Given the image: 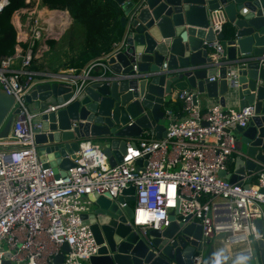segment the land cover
I'll list each match as a JSON object with an SVG mask.
<instances>
[{
  "label": "built area",
  "instance_id": "2783aa9c",
  "mask_svg": "<svg viewBox=\"0 0 264 264\" xmlns=\"http://www.w3.org/2000/svg\"><path fill=\"white\" fill-rule=\"evenodd\" d=\"M7 1L0 0V9ZM45 9L58 10L53 22ZM70 21L67 9L49 8L42 0H24L11 14L15 44L11 53L0 55V86L14 96L13 107L19 111L8 134L0 136V264L6 253L15 264H90L99 245L82 218L91 206L89 195L116 198L130 184L135 186L130 223L144 232L167 226L169 213L177 207L176 220L200 223L203 239L222 233L221 239L229 245L249 244V255L253 240L261 238L264 247V163L248 186L243 180L232 182L220 175L237 150L236 126L247 124L252 105L233 108L211 101L203 109L194 97L196 91L185 88L178 94L181 111L165 108L166 135L157 137L148 129L134 141L128 140L120 162L110 165L100 143L84 139L75 152V164L64 175L57 177L44 165L34 142V127L41 123H33L36 113L30 111L25 98L32 80L38 77L71 86L67 99L48 103L39 113L55 111L72 101L90 79L110 75L109 55L122 40L81 67L33 68L32 60L47 47L46 38L63 32ZM226 21L222 7L209 11L208 27L215 35L222 32ZM209 45L218 61L219 39ZM260 62L264 67V56ZM142 74L146 72L112 76ZM226 75L232 78L234 71L227 70ZM256 218L262 220L260 228ZM64 242L68 245L65 251ZM243 249H233L231 256L240 255ZM59 253L62 259L56 262ZM192 259L203 261L202 252L194 253Z\"/></svg>",
  "mask_w": 264,
  "mask_h": 264
},
{
  "label": "water",
  "instance_id": "95a60500",
  "mask_svg": "<svg viewBox=\"0 0 264 264\" xmlns=\"http://www.w3.org/2000/svg\"><path fill=\"white\" fill-rule=\"evenodd\" d=\"M116 1L123 11V32L108 58L109 76L90 79L68 104L43 113L39 111L48 103L67 99L72 89L60 81L32 80L25 98L30 111L36 113L33 123H41L34 127L39 158L55 176L64 175L75 164L80 142L97 138L109 164L120 162L128 139L134 141L148 129L157 137L166 135L164 104L178 98L180 89L174 82L184 78L196 91L195 98L204 94L224 106L228 102L238 108L253 106L247 124L237 125L234 132V168L220 170L229 181L243 180L248 186L264 163V67L260 62L264 56V0ZM218 7L232 24L229 38L223 32L215 35L208 27V13ZM216 38L222 48L218 61L210 54L209 45ZM230 69L234 71L232 78L226 75ZM135 72L146 74L112 76ZM13 104L14 96L0 86V136L8 134L19 111ZM89 197L91 206L82 218L99 245L89 258L90 264H222L212 239H203L200 223L176 220L177 207L162 229L148 228L144 232L132 226L133 184L116 198L97 193ZM122 201L127 203L121 206ZM255 223L260 228L262 220L256 218ZM222 236L219 233L216 237ZM256 244L258 249H251L252 256L257 264H264L262 239L258 238ZM67 249L64 242L62 250ZM197 252H202L203 261L192 259ZM5 256L2 264H15L9 253ZM61 259L62 253L54 257L56 262Z\"/></svg>",
  "mask_w": 264,
  "mask_h": 264
},
{
  "label": "trees",
  "instance_id": "16d2710c",
  "mask_svg": "<svg viewBox=\"0 0 264 264\" xmlns=\"http://www.w3.org/2000/svg\"><path fill=\"white\" fill-rule=\"evenodd\" d=\"M49 8L67 9L72 21L59 38L48 37L50 56L58 57L51 62L50 68L41 56L32 60L33 68L59 69L63 66L81 67L90 59L104 55L112 48V44L121 38L123 27L120 23L121 5L116 0H42ZM24 3V0H8L0 9V55L14 50L16 31L11 22L14 9ZM77 26L75 27L74 25ZM222 32L226 38L232 36L233 27L227 20ZM58 44V47H56ZM43 56V55H42ZM174 84L180 89L189 88L184 78ZM174 111H181L182 100H170L166 103ZM239 264V263H238Z\"/></svg>",
  "mask_w": 264,
  "mask_h": 264
},
{
  "label": "crops",
  "instance_id": "0c3cea01",
  "mask_svg": "<svg viewBox=\"0 0 264 264\" xmlns=\"http://www.w3.org/2000/svg\"><path fill=\"white\" fill-rule=\"evenodd\" d=\"M71 21H72V19H71ZM68 25H67V27H68ZM47 39L48 38H46V40ZM45 51L46 50H43V54H44ZM198 98H199V104H200L201 108H203V109L209 104V102H211V101H218V99H216V98H207L204 94H199L198 95ZM166 103L164 104V108H170V106H167ZM225 106H227V107H233V108H238V106L236 104H232L230 102H228ZM165 123L168 124V121L166 122V120H165ZM93 139H95L94 141H96V142L99 141V139H97V138H93ZM226 168L228 169V171H231L234 168L233 156H231L230 159H229V161L227 162ZM211 239H212V242L215 245L216 253H217L218 257H221L222 258V264H238V263L239 264H257L255 258L252 255H249L248 247H247L249 244H247V243H240V247L239 248H244L243 251H242V253L240 255H234L235 257H232L231 256V251L232 250H229V248H228L229 244L225 243L224 241H221V239L218 238V237H212ZM254 246L258 249V246L256 244V240H253L250 243L251 249Z\"/></svg>",
  "mask_w": 264,
  "mask_h": 264
},
{
  "label": "rangeland",
  "instance_id": "374dc122",
  "mask_svg": "<svg viewBox=\"0 0 264 264\" xmlns=\"http://www.w3.org/2000/svg\"><path fill=\"white\" fill-rule=\"evenodd\" d=\"M48 19L51 21V22H53V19L52 18H50V16L48 17ZM75 27L77 26V24L76 25H74ZM58 37V36H57ZM43 37H41V39H42ZM49 45L50 44H47V47H46V49H44V50H48L49 49ZM56 47H58V44H56ZM50 52L49 51H45L44 52V54H43V56L41 55V58H44L45 59V61L46 60H49L48 62H46L45 63V65L47 66V67H49L50 68V66H49V64L51 63V62H56V61H58V57H56V56H54L53 57V54H56V52L55 53H52V56H50ZM168 120L166 119V122H167ZM133 204H134V202H133ZM221 241H223V239H221ZM227 245V244H226ZM240 247V244H235V245H229L228 246V248H229V250H233V249H237V248H239ZM229 252V251H228Z\"/></svg>",
  "mask_w": 264,
  "mask_h": 264
},
{
  "label": "bare ground",
  "instance_id": "6f19581e",
  "mask_svg": "<svg viewBox=\"0 0 264 264\" xmlns=\"http://www.w3.org/2000/svg\"><path fill=\"white\" fill-rule=\"evenodd\" d=\"M44 11H48V13L50 14L49 16H50V18H54V16H55V14H57L58 13V10L57 9H52L51 11L50 10H47V9H45ZM220 241V240H219ZM238 245V244H237ZM226 247V246H225ZM243 255V254H242ZM235 259V258H234Z\"/></svg>",
  "mask_w": 264,
  "mask_h": 264
},
{
  "label": "clouds",
  "instance_id": "9594fccd",
  "mask_svg": "<svg viewBox=\"0 0 264 264\" xmlns=\"http://www.w3.org/2000/svg\"><path fill=\"white\" fill-rule=\"evenodd\" d=\"M72 19V18H71Z\"/></svg>",
  "mask_w": 264,
  "mask_h": 264
}]
</instances>
